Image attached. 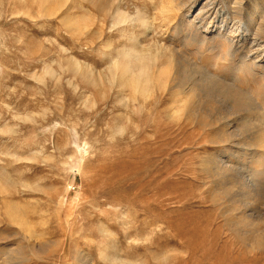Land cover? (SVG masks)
Listing matches in <instances>:
<instances>
[{"label":"rangeland","instance_id":"1","mask_svg":"<svg viewBox=\"0 0 264 264\" xmlns=\"http://www.w3.org/2000/svg\"><path fill=\"white\" fill-rule=\"evenodd\" d=\"M116 1L0 0V264H264V246L229 224L244 213L264 232V156L245 145L264 137V0H162L172 9L165 34L161 0ZM113 2L155 15L143 41L168 46L189 85L215 77L242 106L215 97L225 118L206 127L190 111L174 117L170 92L140 97L107 81L125 44L108 29L115 48L98 43ZM243 15L257 32L245 40ZM67 18L87 29L72 31ZM257 170L259 191L241 207V182ZM230 179L232 214L216 199Z\"/></svg>","mask_w":264,"mask_h":264},{"label":"bare ground","instance_id":"2","mask_svg":"<svg viewBox=\"0 0 264 264\" xmlns=\"http://www.w3.org/2000/svg\"><path fill=\"white\" fill-rule=\"evenodd\" d=\"M41 1L45 2V0H41ZM58 3L59 0H52L53 5H58ZM112 4L113 7L110 9L107 8L104 9L103 6L101 7L103 9H102V14L98 20L99 29L96 32V34H98L97 36L98 43L100 45L101 50L106 51V50H113L115 48L114 47L115 44H113L114 41L112 39L109 38L107 40H104L105 37L104 35L106 34V30L108 29V34L109 36L111 35L110 36L111 38L118 34L120 35L121 40L125 41V44H121L119 50L114 51L116 52L115 58L109 56L111 57V62H110L111 65L109 67V72H108L109 75L105 77L107 81H109L111 84H116L121 89L122 88L131 89L134 95L138 94L140 95V97L149 96L150 94H152L153 89L155 87H158V89L163 93L170 92L173 96H175V103L179 102L178 103L179 106L176 109L172 107L174 109L173 111L174 114H172L174 117L178 115L179 116L182 115L184 111H188V112L190 111L193 114H195L196 117L200 119L201 124L205 125L206 127H211L213 125L215 126L217 125V123H219L221 120L225 118L213 113L214 110L213 101H215V97L220 99L222 98H231V100L234 99V103H235L234 109L236 111L237 108L242 106V105L239 106V104L242 103L241 101L243 100V97L238 93H236L237 91L232 92L229 89L224 88L222 85H220L219 81L217 82L214 80L215 77L214 79L212 78L208 79L209 77H207L206 75L204 76V79L200 78L201 80L199 83L202 82L203 87L198 86L197 83H193L194 84V85L192 84L193 86L189 85V83L193 79V76L191 78L189 73L184 74V72L183 73L182 71L180 72L179 71L180 69L178 68L179 66H177L178 70L175 71V69H173L172 66L174 64L173 51H171L170 48H168V46L165 47L163 44L156 46L157 44L155 43H154L155 46H153L154 44L152 45L149 42L147 43V41L145 40L143 41V39L149 37L148 36L149 32H151L155 28L153 25V22L157 20L155 15L153 17L150 15L147 16L146 15L147 13L142 12V10L138 9L137 6H133L135 10L133 12H130L128 11L127 8L124 7L123 3L121 4L118 2V4H116L115 2H113ZM159 7H160L159 13L161 19L158 21L159 22L158 30L163 32V34H165L166 31L164 30V28L166 29V27L172 22L169 17L172 9L170 7H166L163 4L162 0L160 1ZM250 7L251 9H253V12L250 14V16L252 15L251 17H253L255 14L258 13V11H256L257 6L252 4L250 5ZM60 8L61 6H59V8L57 7L56 10L51 8L50 16L56 14V12L60 10ZM206 11H207V7H202L198 9L197 13L206 14ZM199 17H200L199 15L196 16V18L194 16V19L198 20ZM107 18H109L110 22L107 21ZM186 18H188V16ZM245 20H246V16L243 15L241 17L239 16V19L237 18V20L235 21L236 30L239 33H241V36L244 40L247 36L255 32L254 30L253 31L249 30V27L244 28L243 22ZM252 22H254L253 18L249 20V23L252 24ZM65 23L72 31L74 32L78 31L81 34H82V30L84 31L85 28L87 29V27L83 28V26H81L79 22H74L69 18L65 19ZM226 30L227 29L224 28V23L220 21L219 31L226 32ZM228 34H230V32ZM228 34L226 35L227 37H224L225 40L222 39L223 41H228V42L230 41V39H228ZM256 34L257 32H255L254 35L256 36ZM254 43H256V41H254ZM251 48H253V43L251 45ZM103 54L105 55L106 53ZM256 62L258 61L257 60L252 61L251 65L257 66ZM176 73L177 75H181V77L177 76L179 78L178 83H176L177 81V78L175 77ZM184 86L187 89L184 93L185 97L182 99L181 96L182 93L179 92V89H182V87ZM245 145L246 147L255 148L256 150H259L258 152H261L262 156H264V137L252 138L248 140V142H246ZM259 172L260 170H257L256 171L257 174L252 175V178H250L249 181L241 182V188L243 189V191H245L243 197V200L245 202L241 205V207L248 206L246 200L248 202L250 196L251 195L253 196V194H256L259 191L258 183L260 182V180L257 179L259 177ZM222 174H224L223 171ZM235 184L236 181L234 179H230L228 187L224 188L223 192L219 191L220 194H218V196L216 195L217 196L216 199L228 200L229 207L227 209V212H229V214H232L234 211L238 209L237 208L238 206H235L236 201L231 200V198L229 197L231 191H233V187L235 186ZM235 219L236 218L231 216L229 219V224H231V227L233 228V229L231 228L232 230L238 232L239 236L242 238L243 241L248 243L251 247L264 246V232L251 229L253 228L252 226L254 225L248 216L242 213L239 219L237 220ZM77 264H83V263L77 260Z\"/></svg>","mask_w":264,"mask_h":264}]
</instances>
